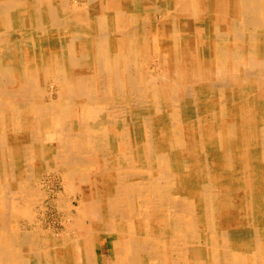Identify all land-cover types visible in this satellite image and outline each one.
<instances>
[{
    "label": "bare ground",
    "instance_id": "bare-ground-1",
    "mask_svg": "<svg viewBox=\"0 0 264 264\" xmlns=\"http://www.w3.org/2000/svg\"><path fill=\"white\" fill-rule=\"evenodd\" d=\"M0 264H264V0H0Z\"/></svg>",
    "mask_w": 264,
    "mask_h": 264
},
{
    "label": "rangeland",
    "instance_id": "rangeland-1",
    "mask_svg": "<svg viewBox=\"0 0 264 264\" xmlns=\"http://www.w3.org/2000/svg\"><path fill=\"white\" fill-rule=\"evenodd\" d=\"M156 74L157 73H155V75ZM50 92H51V88L48 90V94L46 96L47 103H51L53 100L56 99V96H53L52 94L49 95ZM43 174H42V184L43 185H41V188L43 190L42 196L47 197V199L45 198V200L43 201L44 207L39 206V204L33 207L32 213L30 214V217H31L30 225H27V223L25 222L26 221L25 219L23 220L22 217H19L18 221L14 223L15 225L13 224V228L21 232L30 231L33 233L37 230V227L40 226L43 229V231L46 232L47 234H50V235L53 234L57 237H61L63 234L68 232L67 226L70 225V221H71L67 219L65 213L59 210L58 206L55 205L57 204L56 203L57 193L64 192L65 190L64 183L61 181L60 177H56L53 175H47L46 172H44ZM52 201L53 203H51ZM72 205L74 206L75 204L72 202ZM107 240H108V243H110L112 238L108 237ZM99 242H100L99 237H97V243L99 247L98 253L100 255L101 247H100ZM105 252H104V255L108 253L107 250Z\"/></svg>",
    "mask_w": 264,
    "mask_h": 264
}]
</instances>
